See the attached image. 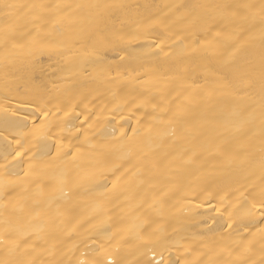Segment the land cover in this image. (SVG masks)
<instances>
[{
	"label": "bare ground",
	"instance_id": "bare-ground-1",
	"mask_svg": "<svg viewBox=\"0 0 264 264\" xmlns=\"http://www.w3.org/2000/svg\"><path fill=\"white\" fill-rule=\"evenodd\" d=\"M0 264H264V0H0Z\"/></svg>",
	"mask_w": 264,
	"mask_h": 264
}]
</instances>
